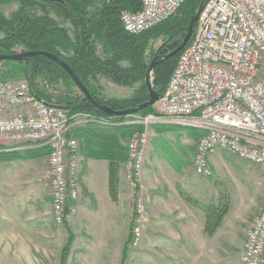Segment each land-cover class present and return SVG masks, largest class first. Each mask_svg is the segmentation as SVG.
I'll return each instance as SVG.
<instances>
[{
    "label": "built area",
    "instance_id": "1",
    "mask_svg": "<svg viewBox=\"0 0 264 264\" xmlns=\"http://www.w3.org/2000/svg\"><path fill=\"white\" fill-rule=\"evenodd\" d=\"M185 1L140 0L137 12L120 14L121 26L128 35H140L175 16ZM131 118L129 124L143 128L127 144L124 173L132 188L144 165L148 129L165 121L204 131L193 156L198 176H213L209 158L222 150L256 166L264 178V0H207L163 96L152 113ZM88 120L36 98L26 80L0 82V154L47 149L45 180L57 226L77 212L79 143L71 130ZM136 195L132 248L141 237L145 213L144 200ZM239 260L264 264V201L245 234Z\"/></svg>",
    "mask_w": 264,
    "mask_h": 264
},
{
    "label": "crops",
    "instance_id": "2",
    "mask_svg": "<svg viewBox=\"0 0 264 264\" xmlns=\"http://www.w3.org/2000/svg\"><path fill=\"white\" fill-rule=\"evenodd\" d=\"M130 120L131 116L104 123L90 119L72 128L71 136L79 143L80 195L77 212L63 226L55 225L51 217L50 190L45 180L47 155L0 161V240L9 241L8 254L10 251L15 254V241L24 240L31 255L39 254L42 264H58L67 241L64 233L71 227L73 242L66 264H120L129 237L134 194H137L145 204L142 233L135 247L137 264L208 263V214L201 208L205 206L201 200L206 192L198 186L201 179L207 178L198 176L193 167L183 166L181 159V166H173L161 147L166 146L160 145V141L170 140L167 143L170 148L171 141L182 136L179 148L171 146L177 152L184 149L185 141L190 138L184 133L172 134L168 129L175 125L172 121L150 127L148 132L152 138L149 137L144 151L138 183L132 188L125 177L124 165L128 159L129 138L139 129L129 124ZM197 143H190L194 153ZM40 149L44 150L25 147L15 153L25 156V151ZM112 149H119L125 159L115 169L113 178L110 163L104 158ZM170 155L174 157L173 153ZM213 155L209 158L210 164ZM111 180L115 183L113 193ZM27 241L33 242L28 245ZM36 241L38 246L34 245Z\"/></svg>",
    "mask_w": 264,
    "mask_h": 264
},
{
    "label": "trees",
    "instance_id": "3",
    "mask_svg": "<svg viewBox=\"0 0 264 264\" xmlns=\"http://www.w3.org/2000/svg\"><path fill=\"white\" fill-rule=\"evenodd\" d=\"M13 2L19 4L17 11L9 17L0 13V54L14 55L19 47L22 49L19 53L44 51L59 57L98 104H93L81 94L61 66L42 56L19 61H0V81L26 80L36 98L66 110L70 117L84 115L95 121H122L126 117L106 115L99 105L114 111H123L146 103L149 96L144 79L150 63L158 55L159 62L154 67L151 80L155 93L159 98L163 96L181 52L167 60L163 56L182 43L190 20L204 0H186L175 16L137 36L124 32L120 14L124 11L137 12L140 9V0H102L99 4L95 0H0L1 5ZM51 12L61 20L60 23L51 17ZM63 23L70 24L72 37L62 26ZM161 37L162 44L147 62L145 52L149 42ZM97 43L102 49L103 58L97 55ZM122 61H127L128 67H120L119 63ZM99 76L109 78L119 86L133 88V93L126 99L103 100L96 87ZM150 113L152 107L137 109L133 115L147 116ZM138 129L143 130L142 127ZM155 131L157 132L156 129ZM43 149L25 151V156L17 153L0 154V161L45 156L48 151ZM121 155L123 156L122 153ZM122 156L119 149H112L104 157L110 163L112 178L115 169L125 161ZM114 185L111 180L112 193ZM201 208L207 210L205 206ZM131 228L132 223L120 264H125L127 260V251L132 240ZM207 231L209 236L213 234L208 228ZM72 242L73 235L67 229V241L58 264H66Z\"/></svg>",
    "mask_w": 264,
    "mask_h": 264
},
{
    "label": "rangeland",
    "instance_id": "4",
    "mask_svg": "<svg viewBox=\"0 0 264 264\" xmlns=\"http://www.w3.org/2000/svg\"><path fill=\"white\" fill-rule=\"evenodd\" d=\"M95 1L99 4L102 0ZM18 8L19 4L16 2L3 5L0 4V13L9 17L13 12L17 11ZM38 12L40 11L38 10ZM50 15L58 23L61 22L59 18H56L53 12H51ZM62 26L68 30L72 37V28L70 24L63 23ZM162 42V37L149 42L145 52L147 62L150 60L151 54L160 47ZM96 50L97 55L103 58L104 55L98 43L96 44ZM21 51V48H16L17 53ZM128 65L127 61L119 63V66L123 68L128 67ZM96 87L99 89L98 95L103 100L117 99L116 97L118 96H128L127 98H129L133 93V88L119 86L104 76L98 77ZM134 87H137V85ZM174 124L175 125L169 126L171 127V131H173L172 134L184 133L185 136L187 135V137L190 138V140L185 141L184 149L181 151L178 149L177 152H175L171 147L179 148L181 145L179 144L180 138H182V136H176L177 140H175V142H173V140L171 141L170 148L169 144H167L170 140H167V142L162 140L160 141L162 143L160 145L168 147L161 146L165 149L164 153L173 166H181L182 163L179 160L181 159L184 163L183 166L192 169L194 147L190 143H196L204 131L202 129L186 126L187 124L185 123ZM151 138L152 135L150 139ZM172 153L174 157L170 155ZM213 154L214 160L211 162L213 176L211 178L201 179V182L198 183L200 189L206 192L205 197L201 200V204L205 205L207 209L208 229L213 231L211 235L213 237L211 238V236H209L208 238L207 264H241L239 256L245 234L248 231V224L252 218H254L258 208L262 206L264 201V178L256 166L242 161L230 153L220 150V152ZM47 222L49 224L52 223L49 217H47ZM68 230L71 232V227H69ZM64 235L66 238L67 232H65ZM8 242L7 240H0V264L43 263L41 262L42 259L39 254H30L31 250L25 247L24 240L15 241V254L13 255L11 251L10 254H8ZM32 242L33 241H27V244L30 245ZM37 244L38 242L36 241L34 245L38 246ZM24 252L27 254L24 255ZM125 264H137L136 250L131 246L128 247Z\"/></svg>",
    "mask_w": 264,
    "mask_h": 264
},
{
    "label": "water",
    "instance_id": "5",
    "mask_svg": "<svg viewBox=\"0 0 264 264\" xmlns=\"http://www.w3.org/2000/svg\"><path fill=\"white\" fill-rule=\"evenodd\" d=\"M52 2L55 1H59V0H49ZM207 0H204L203 3L200 4L198 10L196 11L195 15L192 17V19L189 22L188 25V29L186 32L185 37L182 40V43L176 48L174 49L172 52L164 55V59H169L174 57L176 54L180 53L181 51L184 50V48L186 47V45L188 44V42L191 39L192 33H193V29L194 26L197 22L198 19V15L202 9L203 4L206 2ZM35 56H42V57H46L52 61H54L55 63H57L59 66L62 67V69L71 77V79L73 80L74 84L76 85L77 89L81 92L82 95H84V97L86 99H88L89 101H91L93 104H98L97 101H95L89 94L88 90L83 86V84L81 83V81L77 78V76L75 75V73L69 68V66L62 61L59 57L48 53V52H44V51H34V52H25V53H16L14 55H2L0 54V61H19L25 58H30V57H35ZM159 58L160 56H156L152 62L149 65V68L147 70V73L145 75V85L148 91V101L140 106H138L137 108H130L127 110H123V111H114L111 108L107 107V106H102L99 105V107L102 109V111L106 114V115H112L115 117H128L133 115L137 109H145L147 107H152L154 105V103L158 100V95L155 93V91L153 90V86H152V80H151V74L154 70L155 65L159 62ZM187 126V125H186Z\"/></svg>",
    "mask_w": 264,
    "mask_h": 264
},
{
    "label": "bare ground",
    "instance_id": "6",
    "mask_svg": "<svg viewBox=\"0 0 264 264\" xmlns=\"http://www.w3.org/2000/svg\"><path fill=\"white\" fill-rule=\"evenodd\" d=\"M31 149V148H30ZM36 149V148H35Z\"/></svg>",
    "mask_w": 264,
    "mask_h": 264
}]
</instances>
